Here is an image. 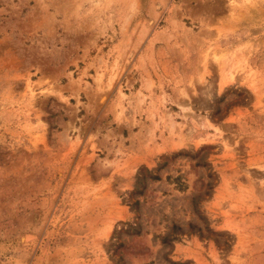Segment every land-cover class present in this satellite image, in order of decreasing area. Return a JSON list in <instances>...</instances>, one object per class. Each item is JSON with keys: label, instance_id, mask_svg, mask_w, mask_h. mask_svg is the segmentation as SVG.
I'll return each mask as SVG.
<instances>
[{"label": "rangeland", "instance_id": "rangeland-1", "mask_svg": "<svg viewBox=\"0 0 264 264\" xmlns=\"http://www.w3.org/2000/svg\"><path fill=\"white\" fill-rule=\"evenodd\" d=\"M0 264H264V0H0Z\"/></svg>", "mask_w": 264, "mask_h": 264}]
</instances>
